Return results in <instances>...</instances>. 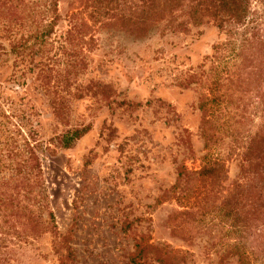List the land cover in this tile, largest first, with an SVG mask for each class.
Instances as JSON below:
<instances>
[{
	"label": "rangeland",
	"instance_id": "374dc122",
	"mask_svg": "<svg viewBox=\"0 0 264 264\" xmlns=\"http://www.w3.org/2000/svg\"><path fill=\"white\" fill-rule=\"evenodd\" d=\"M82 4L59 1L76 28L67 35L64 18L34 56L47 79L27 71V58L5 56L0 66V96L10 100L0 98V110L8 115L12 102L26 113L34 148L18 179L27 209L9 218L16 228H2L9 239L0 264H238L237 242L261 264L256 230L235 232L214 208L248 172L239 155L264 129V45L246 51V61L233 58L239 36L208 19L184 32L159 26L138 40L125 30L99 34L84 25ZM250 8L259 7L252 0ZM211 87L215 103L200 109ZM54 91L68 107L63 121L49 103ZM0 122V153L11 139L21 163L30 156L24 133L15 118ZM86 126L71 148L60 145L68 128ZM206 154L221 160L225 180L197 176Z\"/></svg>",
	"mask_w": 264,
	"mask_h": 264
},
{
	"label": "trees",
	"instance_id": "16d2710c",
	"mask_svg": "<svg viewBox=\"0 0 264 264\" xmlns=\"http://www.w3.org/2000/svg\"><path fill=\"white\" fill-rule=\"evenodd\" d=\"M60 0H0V66L5 62V56L14 55L24 62L27 58V71L32 72L38 69V77L48 78L44 62L39 56L38 61L33 60L37 53L42 51L44 46L55 34L56 28L65 18L70 24L67 35L76 28L73 23L72 12L61 15L58 5ZM252 0H81L82 7L87 13V22L84 24L87 29L95 28L99 34L110 35L112 30L125 33L133 40H138L159 26L164 31L173 33L184 32L187 25L194 27L202 25L207 19L212 20L221 32L226 29L232 30L239 36L231 40L230 54L233 58H241L246 61V51L264 45V0H254L258 9L251 10ZM227 26L230 27L226 28ZM232 33V35H234ZM39 46L36 50L35 47ZM63 48V47H62ZM264 48V47H263ZM248 53V52H247ZM31 65V67H30ZM12 82L16 81V70H11ZM22 71L20 75H23ZM214 84V83H213ZM18 89V88H16ZM44 93L49 96V89L43 85ZM214 89L211 87L207 98L201 103L200 109L206 108L209 104L215 103L213 96ZM55 98L49 100L53 113L59 120H65L68 116L67 105L59 99L58 92L54 91ZM80 95V94H79ZM210 96L212 98L210 99ZM0 98L7 103L8 98ZM50 98V97H49ZM11 109L8 115H2L6 121L15 118L13 127L18 132L24 133V144L21 150L26 151L29 157L18 163L17 152L13 148L17 146L7 140L2 147L0 160L4 158L5 164H0V174L7 173V176L0 175V257L6 251V242L9 233L2 228H16L10 217L17 212L25 211L27 208L17 198L19 177L24 169L28 168L29 160L33 157V146L29 143L32 138L33 127L28 128L30 122L25 112L21 111L20 116L15 113L13 103L9 102ZM261 113L264 117V104L261 106ZM264 126V121H263ZM6 127L0 122V132ZM264 128V127H263ZM90 130V126L68 128L61 137L60 145L63 148H71L74 142L78 141ZM205 149L209 148L205 144ZM240 170L248 169L240 183H234L220 202V206L214 208L215 217L219 218L222 225L235 232L246 233L247 228H254L255 234L264 240V129L253 137L249 138L239 155ZM222 171V173H221ZM29 174V173H28ZM184 176L179 172L178 177ZM197 176L214 182L225 180L223 164L219 158H212L206 154L201 159V168ZM52 216V214H50ZM249 233V232H248ZM238 257V264H252L254 254L242 250L235 244ZM260 248L261 252L256 258L264 264V241ZM241 249V250H240ZM134 262V260H132Z\"/></svg>",
	"mask_w": 264,
	"mask_h": 264
}]
</instances>
